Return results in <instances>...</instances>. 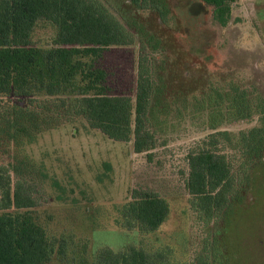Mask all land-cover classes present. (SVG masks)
Returning <instances> with one entry per match:
<instances>
[{"label":"rangeland","instance_id":"rangeland-1","mask_svg":"<svg viewBox=\"0 0 264 264\" xmlns=\"http://www.w3.org/2000/svg\"><path fill=\"white\" fill-rule=\"evenodd\" d=\"M97 1L134 40L78 57L102 67L106 92L130 97L134 107L144 61L157 87L152 147L137 152L133 136L113 139L87 117L80 99L92 91L82 76L55 94L39 83L13 88L0 95V110L28 107L37 124L29 122L27 135L0 116V165L12 191L21 183L36 204L3 209L0 201V210L27 213L45 228L54 245L45 264H100L131 248L149 253L150 264H264V158L246 157L237 141L241 131L264 127V7L252 3L261 0L235 1L225 24L205 0ZM56 34L41 19L32 42L50 49ZM243 95L255 112L238 119L228 107ZM219 130L234 139L227 151L236 165L222 207L204 210L187 188L188 155ZM134 189L167 200L159 228L146 230L125 216Z\"/></svg>","mask_w":264,"mask_h":264},{"label":"trees","instance_id":"trees-1","mask_svg":"<svg viewBox=\"0 0 264 264\" xmlns=\"http://www.w3.org/2000/svg\"><path fill=\"white\" fill-rule=\"evenodd\" d=\"M140 4V0H132ZM215 6L218 20L225 24L231 16V4L237 0H205ZM46 19L57 28L54 46L44 49L32 42L35 24ZM134 35L97 0H0V95L34 83L45 84L49 94L60 93L82 76L89 91L81 100L87 117L105 134L117 140L134 139L137 152L152 147L150 107L157 93L154 76L140 63L135 101L128 96L106 92V71L93 63L87 65L78 56H98L102 49L113 45H127ZM65 87V88H64ZM31 93L30 91H26ZM243 95L229 106V115L250 117L255 111L248 107ZM0 110L16 132L32 134L29 122L35 124L37 113L28 107L6 106ZM133 109L135 117L133 118ZM232 113V114H231ZM37 130L40 127L35 126ZM39 128V129H38ZM36 130V131H37ZM227 131L219 130L196 142L188 155L187 188L204 210L216 203L232 184L236 157L227 151L234 139ZM237 140L247 150L246 157L264 158L257 148L264 150V127L241 131ZM233 144V143H232ZM8 179L7 183L4 180ZM10 173L0 165V194L3 209L28 208L36 204L22 190L21 183L12 191ZM169 212L165 198L158 193L134 189L132 200L125 205L127 218L135 220L146 230H155ZM54 253V245L45 228L27 213L13 214L0 210V264H45ZM100 264H150L151 257L144 250H122Z\"/></svg>","mask_w":264,"mask_h":264},{"label":"crops","instance_id":"crops-1","mask_svg":"<svg viewBox=\"0 0 264 264\" xmlns=\"http://www.w3.org/2000/svg\"><path fill=\"white\" fill-rule=\"evenodd\" d=\"M252 3L256 6V8H261V7H264V0H261L260 2L259 1H256V2H253Z\"/></svg>","mask_w":264,"mask_h":264}]
</instances>
